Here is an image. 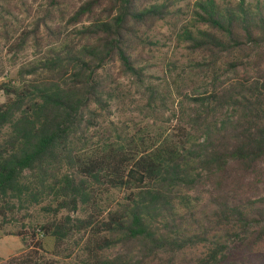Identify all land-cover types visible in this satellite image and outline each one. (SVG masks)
<instances>
[{"label": "trees", "instance_id": "trees-1", "mask_svg": "<svg viewBox=\"0 0 264 264\" xmlns=\"http://www.w3.org/2000/svg\"><path fill=\"white\" fill-rule=\"evenodd\" d=\"M181 1L0 0L2 264H264V0Z\"/></svg>", "mask_w": 264, "mask_h": 264}, {"label": "rangeland", "instance_id": "rangeland-1", "mask_svg": "<svg viewBox=\"0 0 264 264\" xmlns=\"http://www.w3.org/2000/svg\"><path fill=\"white\" fill-rule=\"evenodd\" d=\"M195 0H182L178 6L182 7L184 9H190L191 6L193 5ZM234 1V0H232ZM247 2H255L257 0H246ZM18 20L17 23H12L13 25V29H19L18 26H20V24L24 23L23 25H27L30 23L31 18H24V16L22 15H16L15 16ZM18 25V26H17ZM29 29V28H28ZM159 35H157V41L159 43V48L160 50L156 53L155 55V63H170V61H174L177 57L179 58V53L178 52H174L173 49V44L166 38L163 37L165 35H168L167 33V28L165 26H163L161 29H159ZM14 35V34H13ZM16 36V34L14 35ZM31 47V46H30ZM33 55V51L32 48L27 49L26 51H24L23 53L18 54V56L14 55L8 48L7 45H5L2 41H0V65H2L7 73H5L6 78H2L0 79V81H2L3 79L5 81L9 80V79H13L15 77L16 71L19 68L20 64H23L24 61L26 60H31ZM157 64V65H158ZM158 76H161L160 73L157 74ZM133 93L136 94V97H138V93H140V91L133 89ZM5 100L3 94L0 93V104L3 103ZM169 110H167L164 114V116H160V114H156L154 116H150L152 119H154V121H156V123H159L160 121H162L163 123L167 121V119L171 118V115L168 112ZM148 112H143L142 114H135V116H133V120L137 121L138 123L142 120V119H146L148 117ZM158 116L161 117V119H158ZM262 190H264V188H261ZM119 196V195H118ZM13 227H6V229H4V232H0V264L6 262L7 260H9L12 257L17 256L18 254L22 253L24 251V247L23 244L21 242V240L17 237H14L12 235H10V233H12L13 231ZM79 250L75 251V253H72L71 256L72 258L69 260H64L63 257L68 256L70 254V250H66L64 252L60 251V254L62 255V258H55L53 256V250L49 249L44 255L48 258H53L55 259L57 262H61L62 264L64 263H68V264H77L76 261H74L75 259V255L78 253Z\"/></svg>", "mask_w": 264, "mask_h": 264}]
</instances>
